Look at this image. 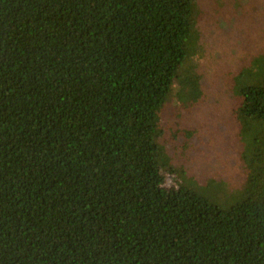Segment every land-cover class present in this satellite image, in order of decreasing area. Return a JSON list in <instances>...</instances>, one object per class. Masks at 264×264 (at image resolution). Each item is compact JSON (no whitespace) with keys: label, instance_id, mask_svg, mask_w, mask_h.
Wrapping results in <instances>:
<instances>
[{"label":"trees","instance_id":"16d2710c","mask_svg":"<svg viewBox=\"0 0 264 264\" xmlns=\"http://www.w3.org/2000/svg\"><path fill=\"white\" fill-rule=\"evenodd\" d=\"M200 15L0 0V264H264V51L233 80L245 182L169 149L205 101Z\"/></svg>","mask_w":264,"mask_h":264},{"label":"rangeland","instance_id":"374dc122","mask_svg":"<svg viewBox=\"0 0 264 264\" xmlns=\"http://www.w3.org/2000/svg\"><path fill=\"white\" fill-rule=\"evenodd\" d=\"M199 7L206 46L200 59L205 101L171 115L170 125L179 134L167 140L175 162L202 181L217 177L239 187L247 168L240 156L239 126L232 110L233 80L264 51V0H199Z\"/></svg>","mask_w":264,"mask_h":264}]
</instances>
